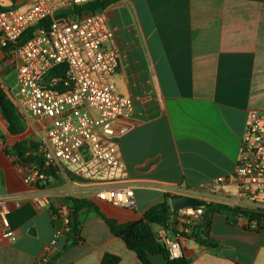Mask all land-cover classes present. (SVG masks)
<instances>
[{
  "label": "crops",
  "instance_id": "obj_1",
  "mask_svg": "<svg viewBox=\"0 0 264 264\" xmlns=\"http://www.w3.org/2000/svg\"><path fill=\"white\" fill-rule=\"evenodd\" d=\"M111 10L125 43L111 81L124 97L131 95L133 75L145 86L137 88L135 114L125 122L130 130L119 145L121 167L99 177L132 188L134 209L118 211L87 198L94 207L78 211L73 245V227L67 230L49 210L38 209L34 197L44 192L50 209L70 210L71 191L92 188L58 178L38 189L26 185L15 157L0 150V196L17 204L9 217L16 238L0 237V264H37L56 234L48 264H101L107 255L118 264H139L100 214L118 223L137 221L176 186L195 188L226 178L235 170L248 113L264 111V0H120ZM211 193L220 204L235 188L221 182ZM231 207L264 213V197ZM171 219L166 229L152 228L156 239L176 232ZM207 237V245L185 237L187 264H264V223L220 212L212 215ZM149 262L166 264L160 255H150Z\"/></svg>",
  "mask_w": 264,
  "mask_h": 264
},
{
  "label": "built area",
  "instance_id": "obj_2",
  "mask_svg": "<svg viewBox=\"0 0 264 264\" xmlns=\"http://www.w3.org/2000/svg\"><path fill=\"white\" fill-rule=\"evenodd\" d=\"M90 1L0 0V51L4 53L0 65L8 63L12 70V86L0 82V88L23 118L36 120L42 129L43 136L33 154L42 163L17 166L23 183L38 189L52 178L45 174L50 170L69 186L92 188L90 193L73 189L74 198H92L132 210V188L115 187L99 176L121 167L119 145L130 130L125 122L135 114L137 88L145 85L139 84L138 75H133L128 84L131 95L117 94L111 77L120 65L125 43L119 39L111 8L89 14H66L71 7ZM29 30L30 36L20 41ZM59 65L66 66L65 78L49 79V71ZM242 135L232 174L195 188L170 189V196L204 202L201 207L171 212L176 232H162L157 238L171 260L183 256L185 237L194 238L193 233L205 224L206 205L215 202L213 186L221 182L234 186V195L217 200L229 207L255 203L264 197V111L248 113ZM34 205L49 210L52 218L71 229V211L65 206L50 209L46 193L35 196ZM16 206L0 196V237L11 241L16 237L9 217ZM58 236L37 264H48Z\"/></svg>",
  "mask_w": 264,
  "mask_h": 264
},
{
  "label": "trees",
  "instance_id": "obj_3",
  "mask_svg": "<svg viewBox=\"0 0 264 264\" xmlns=\"http://www.w3.org/2000/svg\"><path fill=\"white\" fill-rule=\"evenodd\" d=\"M120 0H92L86 4L80 6L71 7L66 14L80 15L95 13L97 11H102L117 4ZM31 30H29L20 41L25 40L30 36ZM66 74V66L59 65L53 68L48 73L49 79H63ZM59 90V88H56ZM11 102L7 99L5 93L0 88V112L3 119L7 123V132L10 136L21 135L25 132L26 125L24 123L23 117L18 113L16 108L10 104ZM38 143L31 141H19L13 144L9 151L5 154H11L15 157L16 164L26 165L32 162L41 164L40 158L36 157L34 151L36 150ZM45 174L49 177L56 178L52 171L46 170ZM170 196H165V200L162 203L156 204L148 209L142 216L140 220L118 223L113 219H109L100 214L101 218L107 225L110 233L123 241L126 248L135 253L139 264H150V255H160L165 260L166 264H187V260L182 256L180 259L171 260L168 256L164 245L156 239L153 233L152 226H159L166 229L170 224V219L172 216V211L168 203ZM71 214L75 219L74 223H71L72 229V244H76L78 239L76 236L79 231V224L77 222V213L79 210L88 207H94L93 202L87 199L70 198ZM224 212L228 216H242L248 220L249 223H255L259 226L264 223V213H255L241 211L237 208H232L222 204L210 203L206 205L205 224L198 228L197 233H193L195 242L200 245L208 244V232L210 228V219L212 215L216 213ZM256 230V229H255ZM118 259L110 255L104 257L101 264H118Z\"/></svg>",
  "mask_w": 264,
  "mask_h": 264
},
{
  "label": "rangeland",
  "instance_id": "obj_4",
  "mask_svg": "<svg viewBox=\"0 0 264 264\" xmlns=\"http://www.w3.org/2000/svg\"><path fill=\"white\" fill-rule=\"evenodd\" d=\"M12 77V70L9 67L8 63H3L0 65V82H7L8 87L12 86V81L10 80V78ZM0 83V84H1ZM24 123L26 125V129L25 132L21 135H17V136H10L7 132V123L6 121L3 119L1 112H0V150L4 153L6 151H9L11 149V147L13 146V144H15L16 142L19 141H31L34 143H39L43 134H42V129L40 130L38 127L36 128L37 134H34L33 131H31L29 129V127L27 126V124H31L34 127L36 126L35 124L37 123L34 121H27L25 120V118H23ZM168 201V200H167ZM97 203H102V202H98ZM118 211H121V209L123 208H115ZM171 224L175 225V221L174 219H171ZM153 229L155 228L154 226L152 227ZM170 236V235H169Z\"/></svg>",
  "mask_w": 264,
  "mask_h": 264
},
{
  "label": "water",
  "instance_id": "obj_5",
  "mask_svg": "<svg viewBox=\"0 0 264 264\" xmlns=\"http://www.w3.org/2000/svg\"><path fill=\"white\" fill-rule=\"evenodd\" d=\"M4 60V53L3 51H0V63ZM169 206L171 208L172 212H177L178 210L182 208H187V207H201L204 206V202L190 198V197H185V196H170L168 199ZM75 219L73 217V214H71V223H74Z\"/></svg>",
  "mask_w": 264,
  "mask_h": 264
}]
</instances>
